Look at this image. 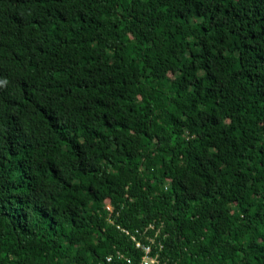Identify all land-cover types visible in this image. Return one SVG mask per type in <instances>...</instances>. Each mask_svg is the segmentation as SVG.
<instances>
[{
    "label": "trees",
    "instance_id": "obj_1",
    "mask_svg": "<svg viewBox=\"0 0 264 264\" xmlns=\"http://www.w3.org/2000/svg\"><path fill=\"white\" fill-rule=\"evenodd\" d=\"M147 246L264 264V0H0V264Z\"/></svg>",
    "mask_w": 264,
    "mask_h": 264
},
{
    "label": "built area",
    "instance_id": "obj_2",
    "mask_svg": "<svg viewBox=\"0 0 264 264\" xmlns=\"http://www.w3.org/2000/svg\"><path fill=\"white\" fill-rule=\"evenodd\" d=\"M138 247H142V245L140 244V243H138ZM145 249H146V256H145V258H144V263L145 264H149V263H151V264H155L156 262H157V257H152L151 256V249H150V247H144Z\"/></svg>",
    "mask_w": 264,
    "mask_h": 264
},
{
    "label": "rangeland",
    "instance_id": "obj_3",
    "mask_svg": "<svg viewBox=\"0 0 264 264\" xmlns=\"http://www.w3.org/2000/svg\"><path fill=\"white\" fill-rule=\"evenodd\" d=\"M110 212H112V211H109L108 213H110Z\"/></svg>",
    "mask_w": 264,
    "mask_h": 264
}]
</instances>
